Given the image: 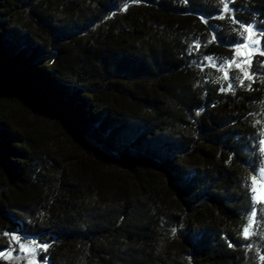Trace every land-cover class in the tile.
Listing matches in <instances>:
<instances>
[{
	"label": "trees",
	"instance_id": "trees-1",
	"mask_svg": "<svg viewBox=\"0 0 264 264\" xmlns=\"http://www.w3.org/2000/svg\"><path fill=\"white\" fill-rule=\"evenodd\" d=\"M248 26L264 52V0H0V264H264V55L205 59Z\"/></svg>",
	"mask_w": 264,
	"mask_h": 264
},
{
	"label": "rangeland",
	"instance_id": "rangeland-1",
	"mask_svg": "<svg viewBox=\"0 0 264 264\" xmlns=\"http://www.w3.org/2000/svg\"><path fill=\"white\" fill-rule=\"evenodd\" d=\"M253 40H258L257 37L253 36ZM247 44L248 47L245 48L244 45ZM237 49L240 50V53H237ZM251 52V55L249 56L248 53ZM262 52L260 44H254L251 43L249 40L244 42L243 44L237 46L235 49V57L233 60H216L212 59V61L215 62L216 67L223 66L221 69L225 70L228 67L233 66V68H236L241 71V68H237L235 64L232 63V61H235L236 64H241V67L245 69L250 74V64L244 63V61H247L250 59L252 60V57L255 54H260ZM209 63L212 64L211 61L207 60ZM244 73V71H242ZM16 105L20 107L25 113H29L34 115V117L37 119L39 126L41 125L42 130L46 133L47 139L53 142V145H59V146H67L71 147L73 145V141L70 135L66 132L67 129L61 119H59L57 116L50 115L46 113L43 109L39 108L37 105L30 103L27 100H17L15 101ZM51 144V143H50ZM259 217L264 218V212L259 215Z\"/></svg>",
	"mask_w": 264,
	"mask_h": 264
},
{
	"label": "snow or ice",
	"instance_id": "snow-or-ice-1",
	"mask_svg": "<svg viewBox=\"0 0 264 264\" xmlns=\"http://www.w3.org/2000/svg\"><path fill=\"white\" fill-rule=\"evenodd\" d=\"M225 10H227V4H225ZM245 32L248 33V37L247 39L251 42V43H254V44H258L259 41L258 40H253L252 37L256 34L255 31L252 29L251 26H248L246 29H245ZM197 47H199V45H197ZM245 48L248 47L247 44L244 45ZM237 53L238 54H242L240 53V50L237 49ZM261 55H264V52H261L260 53ZM248 55L250 56L251 55V52L249 51ZM205 59L209 60L212 62V66L215 67V62L212 61V58L211 57H206ZM233 64H235V66L237 68H241V71H244V74H245V78L247 79H251V76L248 75L247 71L245 69H243L241 67V64H236L235 61H232ZM244 63H248L250 64L251 61L250 59L247 60V61H244ZM223 66H221L222 68ZM223 79H228V76L227 74H225L223 77ZM240 83H243V80L240 81ZM231 90V85H229V87L227 89H224L222 88L221 91H230ZM250 188H251V191H252V200L254 203H261V202H264V167H261L257 173L256 176H253L250 178ZM253 216H255V213H253ZM253 221L250 219V225L251 226V223ZM173 234H175V230H173ZM244 235L245 237H247L248 235H250V232H249V228H245L244 229ZM13 240H18L19 238L18 237H13L12 238ZM32 245H34V247H30L29 245H25V244H21L20 245V248L21 250L23 251H32L34 252L35 251V248L37 247H43L45 250L47 249L48 245L47 244H44V245H39V244H36L35 241L32 242ZM4 253H0V256H3ZM9 256L11 255V253L8 254ZM30 264H34V262H30Z\"/></svg>",
	"mask_w": 264,
	"mask_h": 264
}]
</instances>
